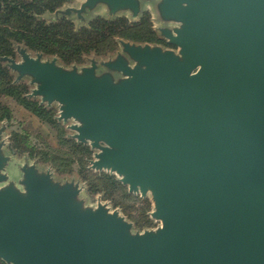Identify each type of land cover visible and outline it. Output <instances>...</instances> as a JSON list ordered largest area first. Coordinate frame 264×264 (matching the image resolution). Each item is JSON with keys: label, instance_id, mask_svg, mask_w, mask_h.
I'll return each instance as SVG.
<instances>
[{"label": "water", "instance_id": "95a60500", "mask_svg": "<svg viewBox=\"0 0 264 264\" xmlns=\"http://www.w3.org/2000/svg\"><path fill=\"white\" fill-rule=\"evenodd\" d=\"M139 11L137 0H85ZM161 34L179 56L122 44L105 66L114 84L42 62L2 58L38 83L33 96L61 104L80 142L98 148L91 167L116 173L130 193L151 192L156 232L131 235L103 206L48 174L23 170L25 193L0 190V259L7 264H264V0H162ZM1 9V3H0ZM104 143L105 146H100ZM6 158L1 156L0 172ZM5 176L0 174V183Z\"/></svg>", "mask_w": 264, "mask_h": 264}, {"label": "rangeland", "instance_id": "374dc122", "mask_svg": "<svg viewBox=\"0 0 264 264\" xmlns=\"http://www.w3.org/2000/svg\"><path fill=\"white\" fill-rule=\"evenodd\" d=\"M84 2L72 0L53 12H43L33 17L44 25L66 20L71 23L74 32L88 28L95 19H122L127 24L120 30L122 36H109L99 41L95 50L75 56L66 49L62 48V52L54 48L56 41L42 45L35 43L33 48L24 43H13L11 55L0 56V69L7 73L6 76L1 71L0 76L1 116L4 114L0 120V145L1 156L6 158L5 167L0 172L5 176V180L0 183V190L13 187L25 193L23 170L33 167L39 176L48 174L53 185L59 189L68 184L78 189L79 194L74 201L80 205L81 210H96L103 206L109 214H117L130 226L131 235L156 232L161 222L153 217L155 204L151 192L144 197L140 193H130L128 186L121 183L116 173L107 169H92L91 164L99 149L93 148L89 141L80 142L76 138L74 127L80 126L81 122L72 118L61 119V104L57 101L43 102L41 96H33V91L38 88L33 77H19V73L2 60L6 57L21 63V52L25 51L33 58L39 57L42 62H54L59 68L77 74H82L85 68L95 64L96 77L109 75L114 84H119L127 77L121 72L108 69L105 64L121 56L131 68L138 65L124 52L122 44L159 48L179 56V48L170 44L161 34L162 29L180 26L175 21H162L161 12L157 8L162 0H137V14L128 8L112 11L102 2L80 14L73 11L80 9ZM113 46L115 49L109 51ZM5 87L10 93H4ZM99 145L105 146L104 143ZM0 264L7 263L0 259Z\"/></svg>", "mask_w": 264, "mask_h": 264}, {"label": "trees", "instance_id": "16d2710c", "mask_svg": "<svg viewBox=\"0 0 264 264\" xmlns=\"http://www.w3.org/2000/svg\"><path fill=\"white\" fill-rule=\"evenodd\" d=\"M72 0H0V56L11 55L13 43H24L32 47L35 43L50 44L53 41L54 48L66 49L69 54L75 56L89 53L97 48L99 41L109 37H121L122 26H127L125 20L117 19L105 21L95 19L88 28H82L74 32L71 23L61 20L57 24L44 25L34 19V15L43 12H53ZM125 38V37H122ZM113 46L109 51H113ZM63 52V50H61ZM105 52L101 53L103 55ZM7 76L5 70L0 69ZM8 82H6V85ZM5 85V86H6ZM4 93H10L4 88ZM1 116L0 107V120Z\"/></svg>", "mask_w": 264, "mask_h": 264}, {"label": "bare ground", "instance_id": "6f19581e", "mask_svg": "<svg viewBox=\"0 0 264 264\" xmlns=\"http://www.w3.org/2000/svg\"><path fill=\"white\" fill-rule=\"evenodd\" d=\"M164 23H166V22H164ZM172 26V25H171ZM173 27V26H172Z\"/></svg>", "mask_w": 264, "mask_h": 264}]
</instances>
